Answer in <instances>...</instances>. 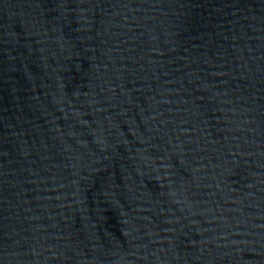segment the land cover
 <instances>
[{"label": "water", "instance_id": "1", "mask_svg": "<svg viewBox=\"0 0 264 264\" xmlns=\"http://www.w3.org/2000/svg\"><path fill=\"white\" fill-rule=\"evenodd\" d=\"M0 264H264V0H0Z\"/></svg>", "mask_w": 264, "mask_h": 264}]
</instances>
